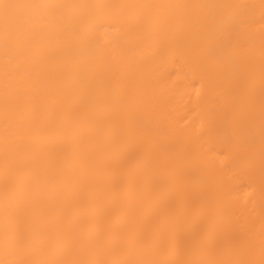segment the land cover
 <instances>
[{
	"label": "bare ground",
	"instance_id": "6f19581e",
	"mask_svg": "<svg viewBox=\"0 0 264 264\" xmlns=\"http://www.w3.org/2000/svg\"><path fill=\"white\" fill-rule=\"evenodd\" d=\"M0 264H264V0H0Z\"/></svg>",
	"mask_w": 264,
	"mask_h": 264
}]
</instances>
